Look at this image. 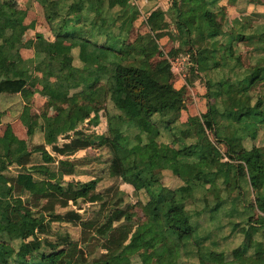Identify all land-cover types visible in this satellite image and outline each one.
<instances>
[{
    "label": "trees",
    "instance_id": "16d2710c",
    "mask_svg": "<svg viewBox=\"0 0 264 264\" xmlns=\"http://www.w3.org/2000/svg\"><path fill=\"white\" fill-rule=\"evenodd\" d=\"M35 1L53 38L35 36L34 61L56 79L58 107L43 118L32 103L23 106L20 94L32 74L17 75L8 55L28 10L0 0V264H193L183 257L198 264H264V66L246 67L233 50L243 42L253 46L252 57L264 58V0H174L170 11L157 8L140 20L139 0ZM237 7L239 15L230 12ZM167 28L179 41L167 55L187 57L188 83L201 82L194 102L165 90L174 77L168 62L154 68L164 58L160 32ZM191 111L200 118H182ZM98 115L109 135L88 125ZM237 142L251 147L234 154ZM90 148L100 149V171L76 180L72 159ZM36 153L41 163H33ZM11 167L20 170L9 174ZM170 172L182 184L165 185ZM106 173L136 196L98 190ZM36 175L59 184L41 192ZM79 199L98 210L88 218L77 209L55 212L56 205L68 208ZM53 222L80 225L81 239L52 233ZM226 226L227 236L240 230L244 240L238 257L220 263L213 255L224 251L208 240Z\"/></svg>",
    "mask_w": 264,
    "mask_h": 264
},
{
    "label": "rangeland",
    "instance_id": "374dc122",
    "mask_svg": "<svg viewBox=\"0 0 264 264\" xmlns=\"http://www.w3.org/2000/svg\"><path fill=\"white\" fill-rule=\"evenodd\" d=\"M14 1V7L16 9H25L28 10V16L25 19L24 27L19 26V28L15 31V33L10 38V45H11V52L8 55L9 61L14 65L15 67V73L17 75H21L24 73L25 70L29 71L31 76V81L29 85H27V88H24L23 92V98L29 100V103H32V106L35 110V112H38V114L41 117L46 116H53L57 112V104L54 102L53 97L55 90L57 89V82L56 79L49 76V74L46 72L44 65H37L36 62L34 63V39L35 35L38 34H44L47 38H53L52 34L48 31V26L46 27L45 20L42 16V8L41 6L35 1V0H13ZM245 5V4H244ZM244 9H247V6H243ZM257 21H260L259 19ZM263 22L262 29L264 28V20H261ZM33 26V27H32ZM174 26H172L173 28ZM33 28V29H32ZM33 31H32V30ZM226 31L229 30V26L226 25ZM174 31V29H173ZM40 32V33H39ZM176 32V31H174ZM262 32V31H261ZM260 32V33H261ZM177 33V32H176ZM179 44V41H176ZM172 43V42H170ZM177 44V45H178ZM171 46V45H170ZM229 46V45H227ZM163 48V46H162ZM168 48L163 49L164 50V58L159 60L154 65V68H158L159 66H163L168 62V57H166V54H168ZM188 48H184V50ZM233 50L240 54L242 53V62L246 67H250L251 69L255 66L256 68H259V66H264V58H261L260 56H251V52H253V46L245 45L243 42L236 43L235 47H233ZM166 57V58H165ZM187 59V57H185ZM77 62V61H76ZM172 71V70H171ZM152 74H155V72L152 70ZM187 76V75H186ZM186 76L181 74H174V77L172 79V82L168 85V87L165 88V90L173 97H179V98H185L189 103L192 100H196V93H198L197 86H191L190 83H188ZM253 94H256L253 93ZM252 94V95H253ZM196 98V99H195ZM73 100H70L67 104H72ZM199 105H202L203 109L206 107V103L203 101ZM189 117V114H185L182 116L183 119L187 120ZM191 117V116H190ZM200 118V114L192 118V122L195 120H198ZM105 118L95 116L92 118V120L88 121V125L92 128L98 127L96 130L99 132L103 131L106 135L108 134L107 125L105 124ZM18 124V123H17ZM20 124V123H19ZM21 126V125H20ZM40 130V128H38ZM3 127H0V135L2 134ZM165 134H167L166 131H164ZM23 136L25 135V129L21 132ZM209 136L214 139L213 134L211 132H208ZM26 137V136H25ZM39 138H42L39 136ZM53 140V139H52ZM172 142V141H171ZM61 143V141H60ZM219 148L223 151V153H226V147L222 144H218ZM244 146V147H243ZM251 143L250 142H237L233 144L231 147L232 152L234 154H238L241 151L244 150V148H250ZM50 151H52V145L49 144L47 146ZM139 147L136 146L135 149H138ZM207 153L206 155L211 152V150L208 147L204 148ZM74 158L72 160H77V173L78 176H76V180H86L92 176H95L96 171H100L102 163L99 161L98 155H100V149L96 148H90L88 150L79 151L75 154ZM224 160L228 159V156H224ZM42 157L39 153L34 154L33 157V163H41ZM19 168L11 167L9 170V174H15L17 171H19ZM86 172V173H84ZM166 175V174H165ZM163 176L162 182L167 186H177L179 184H182L179 178H177L172 172H170V175ZM73 177L66 176L65 181L71 180ZM44 179V178H43ZM64 181V182H65ZM119 182V183H118ZM116 182L114 178H110L109 175L106 173V177L100 180L98 184V190L104 191L111 195L112 197L115 195L116 191H119V195L123 196L124 198L126 196H129L128 193H132L134 196H136V192L134 189L130 186L124 185L120 187L123 182L118 181ZM58 181H49L45 180L43 184L39 187V191H48L55 189L58 186ZM249 190V188H247ZM251 191V190H250ZM251 195V194H250ZM253 194L251 195L253 199ZM126 202L130 201V199L126 198ZM74 202H71L68 208L60 207L59 205L55 206V212L56 213H64L67 210L70 209H77L80 214H82L83 218H88L92 216V213L98 210V205L96 203H91L88 201H84L79 199L75 204ZM40 207V206H39ZM195 205L192 206L194 209ZM26 210H24L25 212ZM256 214H260L259 211L256 210ZM225 217V216H223ZM213 226L217 225V221L214 220L212 222ZM52 233H55L56 231H62V232H68L74 240H80L82 235V227L80 225H74L72 223L67 222H53L52 223ZM212 229V227H211ZM51 233V235H52ZM230 233V229L228 226L218 229L214 232L213 237L208 240V243H214L216 242V249L223 250L225 254L223 255H213L216 260H218L220 263L226 262L229 256L235 255V258L238 257L241 254V250L238 247L243 241L242 232L239 230V233H234V235L227 236ZM98 241L95 239L93 243H97ZM152 241L146 242V246L148 248H151ZM100 250L96 249L95 251L98 252ZM228 256V257H226ZM188 259V261H187ZM181 262H192L193 264H198V260L196 258H185L183 257Z\"/></svg>",
    "mask_w": 264,
    "mask_h": 264
},
{
    "label": "crops",
    "instance_id": "0c3cea01",
    "mask_svg": "<svg viewBox=\"0 0 264 264\" xmlns=\"http://www.w3.org/2000/svg\"><path fill=\"white\" fill-rule=\"evenodd\" d=\"M173 1L174 0H139V1H137V5H138V8H139V13H137V15H138V20H140V19H145L146 17H148V15L153 11V10H155V9H157V8H163L164 10H166V11H170L171 10V8H172V6H173ZM185 2H190V1H192V0H184ZM224 4H226V2H224ZM242 5H244V3H242ZM252 10H254V6H248V11H252ZM263 11H264V9H263ZM230 12L231 13H235L236 15H239L240 14V8H238L237 7V9L235 8H233V9H230ZM195 16H193V15H189L188 17H187V21H188V23H192V22H194L195 21ZM168 21L171 23V20L170 19H168ZM173 25V24H172ZM46 27H47V25H45ZM33 27V26H32ZM171 27V26H170ZM33 29V28H32ZM31 29V30H32ZM48 30H49V28H47ZM171 29H174V27L172 28L171 27ZM149 29H148V27L144 24L143 26H142V31L145 33V32H147ZM169 29L167 28V29H164V31H161L160 33H162V34H164V36H162L161 38H162V42H164L163 44L164 45H162L164 48L163 49H167V46H169V48H168V50H170L173 46H178L179 44L176 42V41H172L168 36H167V31H168ZM33 31V30H32ZM174 31H176V29H174ZM177 32V31H176ZM37 33V35H35V36H38V35H44V34H38V32H36ZM40 33V32H39ZM35 40V39H34ZM168 41H171L172 43H170V42H168ZM178 44V45H177ZM171 45V46H170ZM34 55H35V52H34ZM166 56H167V54H166ZM34 63H35V61H34ZM201 82H200V80H198V81H196L195 83H193V84H191V86H197L199 89H201ZM29 85V84H28ZM26 88H27V86H26ZM24 92V91H23ZM23 92L20 94V96H21V98H22V101H23V106H25L27 103H29L28 101L29 100H27V99H24L23 98ZM195 104V103H194ZM191 114H189V117L190 116H195L194 114H197L198 112H197V110H195V113L193 114L192 113V111L190 112ZM185 114L187 115L188 113L187 112H185ZM182 116H184V112L182 113ZM189 117H187L188 119H189ZM16 118H18V117H16ZM187 119V120H188ZM18 123V124H17ZM20 122H19V119H15L14 120V126L16 127V129H17V131H18V133L21 135V136H23V134H21V132L24 130V128L22 127V126H20V124H19ZM0 127H1V125H0ZM50 151V150H49ZM50 152H52V151H50ZM61 158H63V156H59L58 157V159H61ZM58 163V162H57ZM45 179V178H44ZM44 179H43V177H41V176H39V175H36V180H37V187H38V190H39V187L43 184V182H44ZM45 180H48V179H45ZM49 181H52V180H49Z\"/></svg>",
    "mask_w": 264,
    "mask_h": 264
},
{
    "label": "built area",
    "instance_id": "2783aa9c",
    "mask_svg": "<svg viewBox=\"0 0 264 264\" xmlns=\"http://www.w3.org/2000/svg\"><path fill=\"white\" fill-rule=\"evenodd\" d=\"M166 57H168V63L171 66L173 74H181L184 77L187 75L189 69L188 58L186 59L185 56L169 57L168 55Z\"/></svg>",
    "mask_w": 264,
    "mask_h": 264
},
{
    "label": "water",
    "instance_id": "95a60500",
    "mask_svg": "<svg viewBox=\"0 0 264 264\" xmlns=\"http://www.w3.org/2000/svg\"><path fill=\"white\" fill-rule=\"evenodd\" d=\"M2 79H4V77H2Z\"/></svg>",
    "mask_w": 264,
    "mask_h": 264
}]
</instances>
